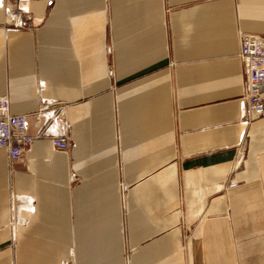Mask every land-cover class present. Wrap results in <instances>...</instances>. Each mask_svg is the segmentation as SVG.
<instances>
[{
  "label": "crops",
  "instance_id": "1",
  "mask_svg": "<svg viewBox=\"0 0 264 264\" xmlns=\"http://www.w3.org/2000/svg\"><path fill=\"white\" fill-rule=\"evenodd\" d=\"M29 9L11 30L0 7V95L28 134L61 105L69 147L0 149V264H264V115L243 123L237 58L264 0Z\"/></svg>",
  "mask_w": 264,
  "mask_h": 264
},
{
  "label": "built area",
  "instance_id": "2",
  "mask_svg": "<svg viewBox=\"0 0 264 264\" xmlns=\"http://www.w3.org/2000/svg\"><path fill=\"white\" fill-rule=\"evenodd\" d=\"M31 1L0 0L9 29L32 30L36 26L29 9ZM237 58L243 83L239 100L241 118L243 123H247L264 115V35L240 33ZM36 115L42 119V123L34 134H28L27 116L11 114L7 96L0 95V149L6 151L10 164L21 161L31 142L40 137H48L53 150L62 152L68 149V124L64 121L62 106L42 100ZM227 186L233 187L235 182L229 180Z\"/></svg>",
  "mask_w": 264,
  "mask_h": 264
}]
</instances>
